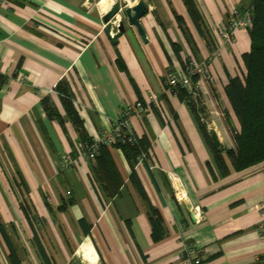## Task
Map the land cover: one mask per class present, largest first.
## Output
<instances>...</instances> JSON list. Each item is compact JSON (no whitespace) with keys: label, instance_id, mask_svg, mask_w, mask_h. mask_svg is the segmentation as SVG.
Wrapping results in <instances>:
<instances>
[{"label":"crops","instance_id":"1","mask_svg":"<svg viewBox=\"0 0 264 264\" xmlns=\"http://www.w3.org/2000/svg\"><path fill=\"white\" fill-rule=\"evenodd\" d=\"M116 1L0 0V264H13L11 248L19 264H47L37 239L50 264H185L187 246L202 252L198 264H257L264 161L235 170L224 155L222 174L195 117L223 149L235 146L231 131L239 124L225 86L229 77H243L251 40L244 30L232 43L218 33L233 8L252 0H192L199 26L183 0H143L147 41L119 16L125 30L113 42L103 16ZM190 57L209 58L210 77L193 81L194 103L162 81ZM63 80L91 138L129 104L144 106L131 126L148 140V161L134 168L122 149H110L123 179L113 197L95 180L93 160L76 158L80 134L55 90ZM45 97L58 115L44 110ZM64 153L75 155L69 167L60 165ZM148 204L163 218L158 241Z\"/></svg>","mask_w":264,"mask_h":264},{"label":"trees","instance_id":"2","mask_svg":"<svg viewBox=\"0 0 264 264\" xmlns=\"http://www.w3.org/2000/svg\"><path fill=\"white\" fill-rule=\"evenodd\" d=\"M191 17L197 26V11L192 0H183ZM253 13L252 25L248 29L251 40L250 50L242 56L245 66L243 77L233 76L228 78L225 86V94L239 124L238 130H232L231 136L234 141L233 148L223 149L221 146L215 148L210 132L207 131L206 123L196 115L199 128L205 139L211 144L214 161L222 174L228 173L224 155L230 160L233 169L243 170L264 161V0H252L249 7ZM188 61V60H187ZM198 75L193 77L196 81ZM59 93L61 103L67 117L75 125L80 134V143L92 140L86 132L83 121L73 104L72 91L69 84L63 80L55 86ZM174 93L185 97L189 103H194L196 98L188 94L184 88H174ZM43 108L50 115H58L56 109L50 104V99L45 97L42 101ZM122 149L130 159H134V168L137 156L141 151L147 153L148 140L144 137L138 138V145L116 143L112 146H100L98 153L89 158L93 160V173L96 181L101 182L104 194L113 197L120 191L123 179L110 149ZM72 157H75L72 156ZM130 178L136 186L137 191L144 196V189L136 175L132 171ZM27 218H29L26 213ZM148 217L152 227V237L155 241L162 239L165 235L163 218L157 208L148 204ZM36 237V235H35ZM41 255L47 264L50 261L37 239ZM9 258L13 264H19L15 251L11 248Z\"/></svg>","mask_w":264,"mask_h":264},{"label":"built area","instance_id":"3","mask_svg":"<svg viewBox=\"0 0 264 264\" xmlns=\"http://www.w3.org/2000/svg\"><path fill=\"white\" fill-rule=\"evenodd\" d=\"M4 3L7 0H3ZM137 1V0H134ZM124 7V5H123ZM116 15L111 21V30L109 32L110 36L113 37L118 30V17ZM253 13L250 8H233L228 17L227 22L219 30V38L225 43H232L235 41V33L237 30H244L248 32V29L252 25ZM214 54L217 51L214 50ZM209 58L204 61H197L194 57H190L184 68L177 71H169L163 76V84L166 89L173 92L174 88H184L187 90L193 98L197 97V92L195 91V86L193 85V77L195 75L202 76L204 78H209L207 70V63ZM144 109L142 103L138 102L136 104H129L121 112V116L116 121V123L108 129L103 130L96 138H92L90 142L79 143L76 158L89 159L93 158L99 150L100 146H112L116 143L138 145L139 136L136 134L131 126L132 117L136 116L139 112ZM147 160V153L141 151L137 156L136 164L144 163ZM75 162V157L70 154L64 153L61 156L60 165L61 167H69ZM169 178L174 185L175 194L177 199H182V194L179 191V185L175 181L174 174L169 175ZM259 212L261 214V220L257 225V231L262 238H264V201L258 206ZM181 257L185 264H198L202 261V252L187 246L184 248ZM257 264H264V253L259 255L257 259Z\"/></svg>","mask_w":264,"mask_h":264},{"label":"water","instance_id":"4","mask_svg":"<svg viewBox=\"0 0 264 264\" xmlns=\"http://www.w3.org/2000/svg\"><path fill=\"white\" fill-rule=\"evenodd\" d=\"M124 4L121 2H116L106 14L103 16V21L106 23V32L109 34L111 30V24L110 21L116 16L120 15L123 17V19L127 20V22L134 26L139 33L140 37L147 41L146 39V33L139 21V19L145 14L146 12V4L143 0H137L135 5L132 7H123ZM125 30V24L124 20H120L118 22V30L114 34L113 37H111V40L113 42L116 41V37L120 32H123ZM211 140L215 148L220 147V141L217 137V134L214 131L210 132Z\"/></svg>","mask_w":264,"mask_h":264},{"label":"rangeland","instance_id":"5","mask_svg":"<svg viewBox=\"0 0 264 264\" xmlns=\"http://www.w3.org/2000/svg\"><path fill=\"white\" fill-rule=\"evenodd\" d=\"M116 2H121V3H122L121 0H117ZM116 2H115V3H116ZM122 4H124V3H122ZM124 7H125V5H124ZM195 91L197 92V90H195ZM197 94H198V96H199V93H197ZM198 96H197V97H198ZM228 117H229V116L227 115V117H226L227 120H228ZM227 120H226V121H227ZM230 130H231V129H230ZM231 132H232V131H231Z\"/></svg>","mask_w":264,"mask_h":264},{"label":"bare ground","instance_id":"6","mask_svg":"<svg viewBox=\"0 0 264 264\" xmlns=\"http://www.w3.org/2000/svg\"><path fill=\"white\" fill-rule=\"evenodd\" d=\"M105 3H104V7H106V5H107V3H106V1H104Z\"/></svg>","mask_w":264,"mask_h":264}]
</instances>
